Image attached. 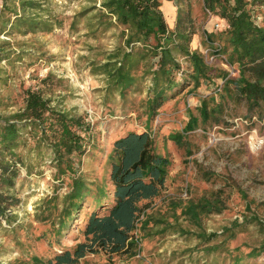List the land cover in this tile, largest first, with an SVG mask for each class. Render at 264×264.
<instances>
[{
  "label": "trees",
  "instance_id": "obj_1",
  "mask_svg": "<svg viewBox=\"0 0 264 264\" xmlns=\"http://www.w3.org/2000/svg\"><path fill=\"white\" fill-rule=\"evenodd\" d=\"M45 1L0 0V17L5 19L0 32H52L53 18L40 12ZM198 2V11L222 21L223 28L205 29V33L210 42H219L215 48L235 66V75L228 76L229 72L207 62L205 53L192 47L196 8L191 0H175L172 27L161 0H102L100 6L79 13L96 11L91 28H120L122 41L107 52L104 61H91V70L104 75L105 101L114 103L119 97L143 124L112 138L102 175L88 174L82 168L84 156L97 158L98 147L87 136L91 124L70 110L51 105L42 90L27 89L21 110L0 113V226L3 219L11 222V206L19 201L11 188L21 167L33 171L51 155L56 179L67 187L62 197H50L46 209L38 213L40 220L52 223L53 237L37 235L41 241L48 240L50 256L31 255L25 264H80L89 255H101L109 263L131 261L141 253L144 237L170 232L196 235L199 245H204L206 264H264L260 259L264 258V237L249 251L243 245L230 244L238 222L225 228L229 235L220 240L218 233L203 229L205 216L226 208L223 190L204 188L200 195L171 198L165 208L150 212L153 203L162 198L171 174L172 159L163 152L165 142L153 128L166 103L174 100L177 108L182 102L187 107L182 133L169 135L179 144H183L185 132L220 125L228 118L241 117L251 127L264 120V0ZM7 44L0 45V60L11 56L4 47ZM14 52L17 60L25 56ZM220 76L224 83L217 95L200 96L198 105H188L187 98L199 95L202 84ZM128 96H132L130 100ZM187 153L191 155V149ZM195 164L204 181L218 176ZM182 218L197 226L198 232L185 228ZM64 238L74 244L54 249Z\"/></svg>",
  "mask_w": 264,
  "mask_h": 264
},
{
  "label": "rangeland",
  "instance_id": "obj_2",
  "mask_svg": "<svg viewBox=\"0 0 264 264\" xmlns=\"http://www.w3.org/2000/svg\"><path fill=\"white\" fill-rule=\"evenodd\" d=\"M101 1L47 0L40 12L53 18L56 25L52 32L27 33L13 29L0 32V45L8 43L4 47L11 52L9 58L0 60V113L21 110L30 88L42 90L44 96L51 99V105L83 117L91 124L87 136L98 147L97 160L88 156L83 158L82 168L91 175L104 173L105 153L111 149L113 137L143 125L135 110L125 107L119 97L114 103L105 101L104 75L91 70V61H104L107 52L122 41L118 26L91 28L96 21L93 17L96 11L79 15L93 5L100 6ZM161 1L166 20L172 27L175 0ZM191 2L196 8V34L192 46L203 52L209 44L205 29L217 30L219 20L198 11V0ZM4 23L5 19L0 17V26ZM14 51L24 53V58L17 60ZM212 65L228 72L220 58ZM223 83L221 76L205 82L198 89L199 95L187 98L188 105H198L200 96L217 95ZM186 109L183 102L177 108L174 100L169 101L153 121V128L165 142L163 152L169 154L172 167L164 194L153 203L150 212L165 208L171 198L185 197L186 190H189L188 198L202 194L204 188L223 190L226 208L221 213L205 216L202 227L207 233H218L220 240L229 235L225 234V228L238 222L239 227L234 229L237 235L229 242L232 246L243 245L244 250L249 251L264 237V120L256 121L251 127L241 117L228 118L220 125L185 132L183 144H179L169 135L182 133L186 125L185 115H188ZM194 112L197 114L196 109ZM103 149L104 153L101 152ZM190 149L191 155L187 153ZM47 156L50 158L34 166L33 171L21 167L15 178L11 192L19 201L11 206V222L3 219L0 226V263L16 260L25 264L30 262L31 255L50 256L46 250L48 240L41 241L37 235L44 233L46 238L53 237L50 232L52 223L40 220L38 213L46 209L50 197H62L67 187L56 179L52 156ZM196 162L218 176L210 182L204 181L197 174ZM181 221L185 228L198 232L197 226L189 220L182 218ZM199 242L196 235L170 232L163 236L156 233L153 237H144L141 253L131 261L116 259L109 263L101 255H89L80 264H206L202 251L204 245ZM73 244L72 239L64 238L60 246L54 244V249ZM260 259L263 261L264 258Z\"/></svg>",
  "mask_w": 264,
  "mask_h": 264
},
{
  "label": "built area",
  "instance_id": "obj_3",
  "mask_svg": "<svg viewBox=\"0 0 264 264\" xmlns=\"http://www.w3.org/2000/svg\"><path fill=\"white\" fill-rule=\"evenodd\" d=\"M260 19V17H259ZM223 28V23L222 21H219L216 23V29H221ZM208 41V46L206 47V49L203 51L206 55V60L207 62H209L210 64L214 63V61L217 58H220L224 65L228 67V72L229 75L228 76H232L235 75L236 73V68L234 65H232L231 63H229L227 56L219 51H217V49L215 48L216 46H220L219 42L215 41V42H210L207 38ZM185 197H187V190L184 193Z\"/></svg>",
  "mask_w": 264,
  "mask_h": 264
},
{
  "label": "crops",
  "instance_id": "obj_4",
  "mask_svg": "<svg viewBox=\"0 0 264 264\" xmlns=\"http://www.w3.org/2000/svg\"><path fill=\"white\" fill-rule=\"evenodd\" d=\"M176 12V11H175ZM208 38V37H207ZM193 47V46H192ZM194 48V47H193Z\"/></svg>",
  "mask_w": 264,
  "mask_h": 264
},
{
  "label": "bare ground",
  "instance_id": "obj_5",
  "mask_svg": "<svg viewBox=\"0 0 264 264\" xmlns=\"http://www.w3.org/2000/svg\"><path fill=\"white\" fill-rule=\"evenodd\" d=\"M261 142H263V141H261Z\"/></svg>",
  "mask_w": 264,
  "mask_h": 264
}]
</instances>
